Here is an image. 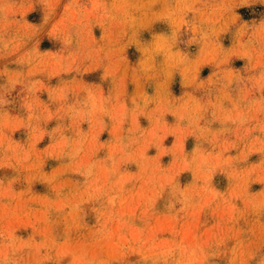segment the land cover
<instances>
[{
    "label": "rangeland",
    "instance_id": "obj_1",
    "mask_svg": "<svg viewBox=\"0 0 264 264\" xmlns=\"http://www.w3.org/2000/svg\"><path fill=\"white\" fill-rule=\"evenodd\" d=\"M0 264H264V0H0Z\"/></svg>",
    "mask_w": 264,
    "mask_h": 264
}]
</instances>
